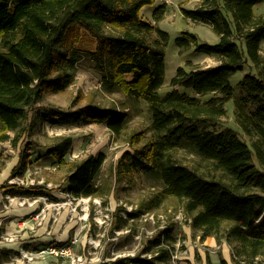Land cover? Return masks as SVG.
I'll list each match as a JSON object with an SVG mask.
<instances>
[{
	"label": "trees",
	"instance_id": "1",
	"mask_svg": "<svg viewBox=\"0 0 264 264\" xmlns=\"http://www.w3.org/2000/svg\"><path fill=\"white\" fill-rule=\"evenodd\" d=\"M155 2L0 0V144L14 145L16 137L11 132L28 120L35 105L45 95L72 85L76 64L83 57L67 48L66 41L71 31L85 29L97 39L96 50L85 53L96 68L109 75L128 98L148 101L152 128L166 132L135 153L125 152L117 173L154 174L163 184L161 196L185 200V212L192 227L202 231V239L214 236L218 242L230 244L233 264H264V15L254 11L264 0H202L195 9H182L186 19L210 25L219 42L200 43L196 35L185 32L176 39L177 46L181 50L193 47L216 57L220 64L215 69L189 72L179 67L171 86L200 96L221 95L206 102L177 89L158 96L165 82V46L170 36L142 17L143 8ZM154 33L158 37L152 40ZM245 66L250 70L238 86L245 100L259 106L251 115L254 126L240 119L241 132L233 128L212 131L234 96L233 76ZM127 74L133 80L128 81ZM41 116L53 126L103 124L116 135L128 121L126 112L96 103L71 111L50 107ZM242 135L252 137L251 142ZM140 139L141 134H134L130 140L134 145ZM184 139L211 163L209 176L173 160L172 149ZM72 142L65 137L48 154L63 164ZM3 159L0 152V172ZM24 159L22 154L16 169L23 167ZM105 160L106 155L99 153L76 162L66 179L68 193L76 198L98 195L95 180ZM175 251L173 228H167L146 244L142 256H129L114 264H172ZM218 264L229 263L222 259Z\"/></svg>",
	"mask_w": 264,
	"mask_h": 264
},
{
	"label": "rangeland",
	"instance_id": "2",
	"mask_svg": "<svg viewBox=\"0 0 264 264\" xmlns=\"http://www.w3.org/2000/svg\"><path fill=\"white\" fill-rule=\"evenodd\" d=\"M201 1L158 0L159 5L155 2L143 10V19L151 21L170 36L165 46V82L158 90L159 97L175 89L196 97L201 102L221 96L218 93L200 96L190 89L171 86V80L179 67H184L189 72L193 69H215L220 64L216 57L196 52L193 47L181 50L176 44V39L185 32L196 35L200 43L219 42V37L210 25L191 21L182 14V9H195ZM160 6H164V10L156 11ZM157 37L154 33L152 40ZM66 47L79 51L83 57L76 64L72 85L63 92L45 95L35 105L28 120L19 130L11 132V136L16 137L14 145L11 142L0 144V152L4 154L1 161L4 167L0 173L5 170L2 182L7 179L4 183L6 185L0 190L7 186L5 188H9L16 196L13 203L29 208L30 213L20 218L21 222L28 221L27 224H30L26 225V230L29 231L27 236L44 228L42 235L46 237L52 234L55 243L44 241L33 247L28 243L30 239H25V233L15 232L8 240L12 238L15 242H21V245L7 264H71L69 258L49 253L40 254L56 247L70 248L71 256H79L86 261L80 264H114L129 256H142L146 244L161 230L178 228L184 236L183 226L191 224L184 209L185 200L161 196L163 184L154 174L137 171L133 176H123L117 173V164L125 152L135 153L136 149L166 134L152 128L149 102L128 98L109 75L96 68L85 53L96 50L97 39L85 29L71 31ZM261 54L264 57V44ZM249 70V66H245L243 71H238L233 76L231 83L234 96L225 105L226 115L211 127L212 131L221 132L226 128H233L241 132L240 119L244 122L248 120L254 126V117L251 115L257 112L259 106L245 100V94L238 86ZM129 78L126 76L127 80ZM89 103L126 112L128 121L124 131L116 135L107 126L97 123L53 126L41 116V112L50 107L71 111ZM134 134H141V139L133 145L130 139ZM65 137H71L73 142L64 157L65 163L62 164L48 152ZM242 138L246 141L252 139L246 135H242ZM99 153L106 155L101 172L95 180L99 194L73 199L68 193V175L76 162ZM22 154L25 155L22 170L15 166L9 172L13 165L18 164ZM171 154L175 162L195 168L207 176L211 174V163L200 156L191 141L184 139L174 146ZM13 179L16 184L9 183ZM6 193L3 194V201L7 202L10 194ZM30 195L33 197H22ZM182 240L177 245L176 264H181L184 261L181 258L190 253V246ZM30 253L37 256L30 260L25 257Z\"/></svg>",
	"mask_w": 264,
	"mask_h": 264
},
{
	"label": "crops",
	"instance_id": "3",
	"mask_svg": "<svg viewBox=\"0 0 264 264\" xmlns=\"http://www.w3.org/2000/svg\"><path fill=\"white\" fill-rule=\"evenodd\" d=\"M156 5H159L158 0H156ZM145 8L146 7H144L143 10ZM143 10L142 17L144 13ZM254 11L256 15H264V3L257 5L254 8ZM146 21L151 22L149 20ZM126 76L130 77L128 81L133 80L132 74H127ZM17 162L18 164L13 165L12 168H10L9 172H11L15 166L17 167L19 165L20 159ZM4 172L5 170L3 171V173H0V188H2L3 185H6L4 183L7 179L2 182L3 174H5ZM5 187L0 190V264L9 263V260L12 259L13 255L21 245V242L8 240L9 237L14 236L15 232H22V234L25 233V239H30L28 243L32 244L33 247H35V245L37 244H42V242L44 241L48 243H55V238L52 234H48L46 237L45 235H42L44 228L40 229L37 233L34 232L35 234L27 236L29 231L27 232L26 225L30 226V224H27L28 221L21 222L20 218L21 216L30 213L28 212L29 208H22L15 205V203H13V200L16 196L14 195V193H12L9 188ZM7 190L8 192L6 193ZM5 193L10 194V198L7 202L3 201V194ZM22 197L26 198L33 196L30 195ZM24 224L25 226H23ZM29 226L27 227L29 228ZM182 230L186 239H184V236L181 234V230H179L178 228L173 230V235L176 239V244L179 242L180 239L182 240L183 238L182 241L190 246V253L187 257L181 258L182 260H184L180 262L181 264H208V261H210L212 264H218L222 259L226 260L229 264H233L232 248L224 240H222V242H218L216 237L214 236H208L202 239V231L194 229L191 224L189 226H183Z\"/></svg>",
	"mask_w": 264,
	"mask_h": 264
},
{
	"label": "built area",
	"instance_id": "4",
	"mask_svg": "<svg viewBox=\"0 0 264 264\" xmlns=\"http://www.w3.org/2000/svg\"><path fill=\"white\" fill-rule=\"evenodd\" d=\"M9 183L10 184H16L15 183V179L9 181ZM17 183H20V182H17ZM21 183H24V181H22ZM69 196L72 197L73 199H76V197H74L73 195L69 194ZM151 217H154V215L151 216ZM11 240H13V239L11 238ZM177 245H178V243L176 244V251H175V253H174L173 257H172V264H176L175 260L177 258V256H176V254H177L176 253L177 252ZM44 253H46V254L49 253V254H52V255H55V256L69 258L71 264H76L77 262H78V264L86 262V261L84 262L82 257L78 256V258H75L74 256H71L70 248H66V247L65 248H61V249H58L56 247V248L51 249L50 251H42V252H40V254H44ZM35 256H37V254L30 253L29 255L26 254L25 257H28L30 260H33ZM144 256H147V255H144ZM149 257H150V255H149Z\"/></svg>",
	"mask_w": 264,
	"mask_h": 264
}]
</instances>
